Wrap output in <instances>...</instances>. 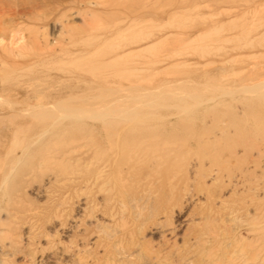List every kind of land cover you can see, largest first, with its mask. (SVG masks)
<instances>
[{
  "label": "rangeland",
  "instance_id": "obj_1",
  "mask_svg": "<svg viewBox=\"0 0 264 264\" xmlns=\"http://www.w3.org/2000/svg\"><path fill=\"white\" fill-rule=\"evenodd\" d=\"M101 1L0 0V264H264V0Z\"/></svg>",
  "mask_w": 264,
  "mask_h": 264
},
{
  "label": "bare ground",
  "instance_id": "obj_2",
  "mask_svg": "<svg viewBox=\"0 0 264 264\" xmlns=\"http://www.w3.org/2000/svg\"><path fill=\"white\" fill-rule=\"evenodd\" d=\"M84 1H85V0H84ZM98 1H99V0H98ZM100 1H101V0H100ZM112 1H113V0H104V2H103V0H102L101 2L103 3V6H105L106 3L108 4L109 2H112ZM139 1H140V0H138V3H139ZM142 1H145V0H141V3H142ZM88 2H89L90 5H91V4H92V5H96V4H98V3H96L95 1H92V2H91V1H88ZM162 2H163V0H157V1H156V3H158L159 5H162ZM133 3H135L134 0H133ZM136 3H137V1H136ZM147 3H148V1H147ZM89 4H88V5H89ZM127 4H128V2H127ZM99 5H101V4H99ZM99 5H98V7H99ZM108 6H110V4H109ZM87 7H88V6H87ZM105 7H106V6H105ZM119 7H120V6H119ZM126 7H127V6H126ZM144 7H145V6H144ZM162 7H163V5H162ZM93 8H94V7H93ZM99 8H100V7H99ZM95 9H96V8H95ZM97 9H98V8H97ZM122 9H123V8H122ZM130 10H132V9H130ZM162 10H163V9H162ZM142 11H143V10H142ZM128 12H129V11H128ZM128 12H127V13H128ZM149 12H150V11H149ZM160 12H161V11H160ZM134 13H135V12H134ZM136 13H137V12H136ZM155 13H156V12H155ZM132 14H133V13H131V14L128 13V15H130V16H128L130 22H129L128 25H127L128 27L126 26L127 29H129L130 27H132V26L135 25V24L142 23V21L145 22V20H143L144 18H142L141 21H140V20H137L138 17H141L142 14H143V15L145 14V11H144V13L142 12V13H140V14H139V13H137V14H133V15H132ZM146 14H147V13H146ZM160 14H161V13H160ZM158 15H159V14H158ZM148 18H149V17H148ZM145 19H147V17H145ZM149 19H150V18H149ZM162 26H163V25H162ZM122 28H123V27H122ZM122 31H123V30H122ZM119 32H120V31H119ZM127 34H128V32H127ZM149 35H151V34H149ZM134 41H135V40H134ZM149 46H150V45H149ZM57 107H58V106H57ZM59 109H60V108H59ZM61 111H62V110H61ZM99 112H101V111H99ZM73 113H74V112H73V110H72V113H71V114L73 115ZM71 114H69V115H71ZM79 114H80V113H79ZM65 116H66V115H65Z\"/></svg>",
  "mask_w": 264,
  "mask_h": 264
}]
</instances>
